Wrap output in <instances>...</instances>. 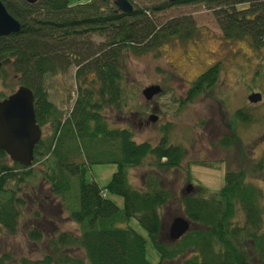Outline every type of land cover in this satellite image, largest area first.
<instances>
[{
	"label": "trees",
	"instance_id": "obj_1",
	"mask_svg": "<svg viewBox=\"0 0 264 264\" xmlns=\"http://www.w3.org/2000/svg\"><path fill=\"white\" fill-rule=\"evenodd\" d=\"M2 1L21 26L17 32L0 36V61L9 59L0 64V79L7 77V67L19 85L33 91L36 122L51 130L49 137H40L35 144L33 163L44 153L50 157L46 179L51 193L68 206L67 217L77 224L78 232L60 230L47 236L49 252L39 258L1 252L0 264H264L263 193L246 179L247 169L226 170L222 186L209 196L182 193V213L193 228L166 243L161 239L160 208L169 200V191L151 172L145 174L142 185L136 183L129 169L145 163L157 169L177 166L182 148L167 136L156 144L136 141L128 127L112 125L103 112L106 107L121 106V63L125 55L145 52L171 36L189 37L192 20L181 16L156 23L150 17L155 7L133 5L132 11L122 12L113 0L75 4L70 0ZM177 3H202L213 9L226 39L248 38L255 47L264 45V0ZM172 4L165 2L161 7ZM238 4L247 6L236 8ZM91 35L105 39L95 44ZM70 65L76 67L77 93L62 120L60 110L48 99L46 77L64 72ZM217 70L215 64L200 73L186 91V100L192 101L212 86ZM6 95L0 93V99ZM233 116L248 119L242 109ZM232 138L226 135L218 143L228 147ZM6 156L0 149V229L13 234L25 203L18 194L19 185L30 171L29 167L7 162ZM78 157L84 160L75 162ZM103 162L116 165L107 183L100 186L93 179L86 180V165ZM248 170L264 171V156L250 162ZM18 171L21 175L17 177ZM10 181H14L12 186ZM72 184H77L78 191L75 208L69 207L66 195ZM109 193L122 197L121 207L108 197ZM131 217L146 231L159 254L157 262L146 258L145 238L127 225ZM26 237L37 242L43 233L32 226ZM246 241L251 242L250 252L245 249ZM187 252L191 255L185 256Z\"/></svg>",
	"mask_w": 264,
	"mask_h": 264
},
{
	"label": "rangeland",
	"instance_id": "obj_2",
	"mask_svg": "<svg viewBox=\"0 0 264 264\" xmlns=\"http://www.w3.org/2000/svg\"><path fill=\"white\" fill-rule=\"evenodd\" d=\"M70 1L75 4L88 0ZM130 2L138 7H155L150 17L156 23L181 16L189 17L193 23L189 37L171 36L145 52L125 55L121 63L124 84L121 106L106 107L103 111L112 125L128 127L136 141L147 140L156 144L162 136H167L170 142L182 148L177 166L157 169L145 163L129 169V176L136 183L142 185L145 174L151 172L157 176L160 186L169 191V200L160 208L161 239L171 242L167 236L169 223L173 217L183 215L179 196L184 187L190 183V192L209 196L222 186L223 175L228 169H247L246 179L262 190L264 216V171L248 170L250 162L264 156V45L255 47L248 38H224L213 9L202 3H175L161 7L167 0ZM246 6L238 4L236 8ZM90 39L97 44L105 37L91 35ZM215 64L218 65L215 83L198 93L192 101H187L186 91L191 82L208 66ZM5 68L8 75L0 79L2 94L10 93L19 85L16 77ZM75 70L76 67L70 65L64 72L46 77L48 99L60 110L62 120L69 114L76 97ZM152 83H158L162 90L152 99L145 100L141 89ZM253 91L261 93V99L255 103L247 100V94ZM237 109L245 111L246 121L233 116ZM150 114L156 116L154 121L148 119ZM40 129L42 138L51 134L47 125ZM226 135L233 136L228 147L218 143ZM5 160L11 161L8 156ZM50 160L46 153L38 156L29 167L30 175H25L20 183L18 194L25 203L21 207L15 233L0 229V253L12 252L39 258L49 252L47 236L60 230L78 232L77 224L67 217L68 206L62 205L60 199L51 193L50 181L46 179ZM83 160V157H78L74 161ZM115 169L113 163H90L86 165L85 178L103 186ZM20 175L18 171L16 176ZM13 183L10 181L9 186ZM77 193V184H72L66 192L69 207L77 206ZM108 197L122 206L121 196L109 193ZM127 225L145 238L146 258L157 262L159 254L138 221L131 217ZM32 226L43 233L37 242L26 237ZM191 228L193 225L190 223L189 230ZM244 246L247 252L251 251L250 241H246ZM189 255L190 252L185 254Z\"/></svg>",
	"mask_w": 264,
	"mask_h": 264
},
{
	"label": "water",
	"instance_id": "obj_3",
	"mask_svg": "<svg viewBox=\"0 0 264 264\" xmlns=\"http://www.w3.org/2000/svg\"><path fill=\"white\" fill-rule=\"evenodd\" d=\"M27 3H34L36 0H25ZM174 2L176 0H168ZM116 9L122 12H130L133 5L129 0H113ZM20 22L12 16L4 2L0 0V36L17 32L20 29ZM8 58L0 61L7 63ZM158 83H152L141 89L145 100L161 92ZM261 99L260 92L247 94L249 102H257ZM34 94L31 88L24 84L18 85L11 93L0 99V149L3 150L9 159L22 166H31L33 161V149L41 136V129L35 119L33 107ZM156 116L150 114L148 119L154 121ZM192 185L188 183L184 187V193H189ZM190 220L184 215H177L172 218L167 229V236L171 242L179 239L189 230Z\"/></svg>",
	"mask_w": 264,
	"mask_h": 264
},
{
	"label": "flooded vegetation",
	"instance_id": "obj_4",
	"mask_svg": "<svg viewBox=\"0 0 264 264\" xmlns=\"http://www.w3.org/2000/svg\"><path fill=\"white\" fill-rule=\"evenodd\" d=\"M179 1H180V0H176V1H174V2H170V1L167 0V2H170V3H173V4H175V3L179 2ZM210 66H211V65H210ZM210 66H208V67H210ZM208 67H207V68H208ZM207 68H206V69H207ZM201 73H202V72H201Z\"/></svg>",
	"mask_w": 264,
	"mask_h": 264
}]
</instances>
